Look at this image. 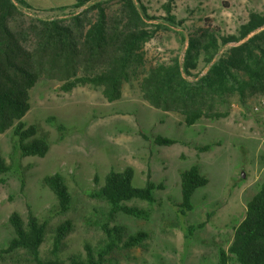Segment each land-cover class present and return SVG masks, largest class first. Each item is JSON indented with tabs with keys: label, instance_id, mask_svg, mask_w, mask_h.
I'll return each instance as SVG.
<instances>
[{
	"label": "rangeland",
	"instance_id": "rangeland-1",
	"mask_svg": "<svg viewBox=\"0 0 264 264\" xmlns=\"http://www.w3.org/2000/svg\"><path fill=\"white\" fill-rule=\"evenodd\" d=\"M26 1L36 8L18 4L21 15L15 21L20 30L29 34L27 45L33 50L40 40V19H63L71 26L75 25L72 17L77 14L86 24L96 19V10L86 6L77 10L57 8L73 0ZM145 1L150 15L158 16L148 19V24H167L163 5L168 0ZM109 6V23L116 24L121 20L118 5ZM251 11L264 12V0H176L173 13L184 22L160 28L144 44L141 64L132 68L129 78L122 83L121 95L113 101L104 95L102 86L79 85L69 92L61 89L73 77L74 70L79 74L93 72V64L87 60L79 63V69H73L64 60L40 56L38 60L43 63L39 64L38 80L31 89V108L23 120L36 124L51 146L43 157H21L13 150L12 129L0 133V153L13 167L12 171L0 174V247H6L14 236L9 222L12 212H19L25 220L31 211L43 217L56 203L44 177L59 172L77 205V211L68 218L73 227L59 255L84 253L86 242L96 245L105 237L94 221L98 210L106 204L90 193L104 183L111 170L132 166L135 185L143 186L151 179L162 182L163 188L155 190L156 201L152 204L131 202L146 209L148 218L118 215L115 223L124 228L126 237L138 231L146 232L148 237L141 245L116 251L108 264H220L219 250L229 246L235 227L245 215L247 202L264 175V116L252 112L253 104L264 91V80L247 88L244 95L237 90L223 95L196 91L192 96L170 98V107H158L147 99L142 82L151 67L171 64L175 58L183 61L190 32L200 31L210 23V28L219 27L224 35L236 33ZM206 70L201 62L192 75L184 76L190 85L196 86ZM198 106L204 116L188 125L183 110ZM59 124L66 126L63 140L59 139ZM140 130L148 135L161 133L179 142L159 146L143 137ZM181 141L220 144L198 152ZM196 163L209 182L197 188L192 197L193 210L182 216L176 206L181 201L180 172ZM199 223L205 225L188 239V225ZM52 247L50 233L41 246L44 258L53 257ZM4 260L33 264L24 250L13 257L5 256Z\"/></svg>",
	"mask_w": 264,
	"mask_h": 264
},
{
	"label": "trees",
	"instance_id": "trees-1",
	"mask_svg": "<svg viewBox=\"0 0 264 264\" xmlns=\"http://www.w3.org/2000/svg\"><path fill=\"white\" fill-rule=\"evenodd\" d=\"M115 1L73 0L59 5L58 9L70 7L77 10L84 6L95 9L96 19L86 24L81 20L82 16L77 14L72 17L74 26L66 25L63 19H40V40L33 50L27 45L29 34L20 30L15 20L21 15L18 4L27 8L34 6L26 0H0V133L12 129L13 150L21 157H43L51 146L47 136L40 133L36 124H27L23 120L31 108V89L38 80L39 64L43 63V60H38L40 56L64 60L65 64H72L73 69H79V63L87 60L93 64V72L79 74L74 70L73 77L68 78L61 89L69 92L79 85L102 86L104 95L113 101L121 95L122 83L129 78L132 68L141 64L144 44L160 28L184 22L177 20L173 13L176 0H168L163 5L166 12L163 19L168 25L159 22L152 27L147 20L158 16L150 15L145 0ZM109 4L118 5L121 20L116 24L109 23ZM44 7L47 6H40ZM122 20H126L125 24ZM207 24L206 28L188 34L183 61L175 58L171 64H158L151 67L143 78L144 96L156 106L170 107V98L192 96L196 91L223 95L230 90H237L240 95H244L247 88L264 80V12L251 11L247 20L232 34L224 35L219 32V27L210 28L213 25ZM224 46L228 47L220 53ZM201 62L207 66V70L199 78L200 83L192 86L184 74L192 75ZM182 113L188 125L195 124L204 116L200 106L184 109ZM56 126L60 132L59 139L63 140L66 126ZM139 133L159 146L179 142L161 133L148 135L143 130ZM181 143L198 152L209 151L214 145L220 144ZM12 168L0 153V174L10 172ZM134 178L132 166L107 173L104 183L90 193L106 204V207L98 210V217L94 221L104 232V239L96 245L86 242L84 253L62 257L59 252L73 227L68 218L77 211V205L61 173L46 175L44 183L55 194L56 203L47 209L43 217L31 211L25 220L19 212L11 213L9 222L14 229V236L6 247H0V264H18V261H5L4 257H13L22 250L30 256L33 264H108L116 251L141 245L148 237L146 232L138 231L126 237L124 228L115 222L120 213L148 218L146 209L131 202L152 204L156 201L155 190L163 188V183L148 179L145 185L137 186ZM95 180L99 181L97 177ZM208 182V177L197 163L180 172L181 201L176 206L182 216H187L193 210L194 192ZM204 225H188L186 237L191 239L194 231ZM50 233L53 234V257L44 258L41 246ZM219 258L220 264H264V175L257 191L247 202L245 215L235 227L229 246L220 248Z\"/></svg>",
	"mask_w": 264,
	"mask_h": 264
},
{
	"label": "built area",
	"instance_id": "built-area-1",
	"mask_svg": "<svg viewBox=\"0 0 264 264\" xmlns=\"http://www.w3.org/2000/svg\"><path fill=\"white\" fill-rule=\"evenodd\" d=\"M253 113H261L264 116V94L257 98V101L252 106Z\"/></svg>",
	"mask_w": 264,
	"mask_h": 264
}]
</instances>
